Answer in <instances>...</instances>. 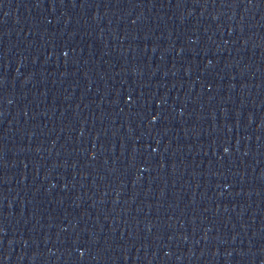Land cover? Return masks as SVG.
<instances>
[{
	"label": "water",
	"instance_id": "water-1",
	"mask_svg": "<svg viewBox=\"0 0 264 264\" xmlns=\"http://www.w3.org/2000/svg\"><path fill=\"white\" fill-rule=\"evenodd\" d=\"M0 264H264V0H0Z\"/></svg>",
	"mask_w": 264,
	"mask_h": 264
}]
</instances>
